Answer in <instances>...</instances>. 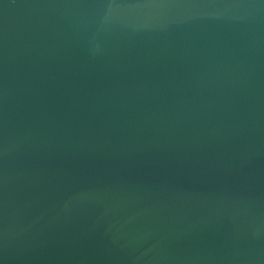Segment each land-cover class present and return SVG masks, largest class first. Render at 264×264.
Returning a JSON list of instances; mask_svg holds the SVG:
<instances>
[{"label": "water", "instance_id": "water-1", "mask_svg": "<svg viewBox=\"0 0 264 264\" xmlns=\"http://www.w3.org/2000/svg\"><path fill=\"white\" fill-rule=\"evenodd\" d=\"M0 264H264V0H0Z\"/></svg>", "mask_w": 264, "mask_h": 264}]
</instances>
